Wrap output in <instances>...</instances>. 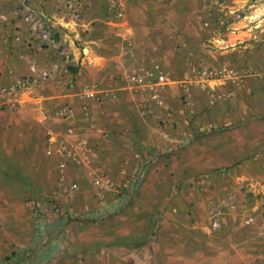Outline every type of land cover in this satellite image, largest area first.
Masks as SVG:
<instances>
[{
  "label": "crops",
  "instance_id": "obj_1",
  "mask_svg": "<svg viewBox=\"0 0 264 264\" xmlns=\"http://www.w3.org/2000/svg\"><path fill=\"white\" fill-rule=\"evenodd\" d=\"M92 48L74 86L32 84L0 111V264H264L260 190L226 205L214 228L209 208L224 194L201 189L230 167L227 185L264 182L262 86L248 78L222 98L181 72L154 91L129 81L143 74L135 64L125 83L111 79L96 63L110 52ZM20 57L0 37L1 83L29 74ZM102 176L123 186L117 198L94 184ZM95 213L102 220H84Z\"/></svg>",
  "mask_w": 264,
  "mask_h": 264
},
{
  "label": "rangeland",
  "instance_id": "obj_2",
  "mask_svg": "<svg viewBox=\"0 0 264 264\" xmlns=\"http://www.w3.org/2000/svg\"><path fill=\"white\" fill-rule=\"evenodd\" d=\"M0 37L10 50L18 49L19 56H27L20 59L28 61V67L31 62L49 70L58 67L57 73L44 82L59 79L64 83L66 79L69 88L78 81V72L92 47H103L110 54L96 63L104 74L113 73L111 79L115 81L125 83L131 74L128 69L135 64L134 68L148 80L164 75V86L175 85L173 75L182 72L193 84L208 83L209 91L223 89L222 98L234 95L248 78L264 92V0H0ZM17 37L21 42H16ZM121 63L128 71L118 72ZM203 70L215 75L213 80L203 82ZM224 70L234 71L235 77L220 79ZM91 91L98 94L99 100L90 99L101 104L105 96ZM232 168L214 170L212 184L201 185L202 190L217 189L224 194L210 205V219L211 212H215L220 221L226 205L242 203L240 195L254 198L251 196L260 190L257 197L264 196V182L227 185L224 174ZM203 175L201 181H206L209 173ZM187 188L183 184L173 187L179 191ZM102 216L95 213L86 221L102 220ZM257 216L260 218L255 215V219ZM186 219L190 217L177 218ZM186 236L188 239L190 235ZM176 238L170 232L173 243L166 241L173 253L180 244Z\"/></svg>",
  "mask_w": 264,
  "mask_h": 264
},
{
  "label": "built area",
  "instance_id": "obj_3",
  "mask_svg": "<svg viewBox=\"0 0 264 264\" xmlns=\"http://www.w3.org/2000/svg\"><path fill=\"white\" fill-rule=\"evenodd\" d=\"M44 38H48L47 35ZM16 42H21V38L17 37ZM21 58H27L25 55H21ZM58 67H53L51 70L38 65L36 62L29 63V75L18 76L14 79L13 84L7 86L0 82V111L5 108V106L11 102L13 98H15L19 93L26 90L29 86L35 83H39L41 81L49 80L53 74L57 73ZM219 75L220 79H233L235 77V73L232 70H224ZM213 75L209 70H203L201 72V80L203 82L213 80ZM41 80V81H39ZM129 81L135 86L148 87L153 89L154 91H159L162 87H164L166 82V77L162 74H159L155 80H148L147 77L141 74H134L129 76ZM85 96L91 98L93 100H99L98 94L94 93L91 90L85 92ZM66 117L72 116L71 107H67ZM68 134L72 133V129L69 128L67 130ZM94 184L100 188L105 193L113 192L115 197L119 195L122 190V186L116 184L111 177L102 176L94 180ZM76 188V186H73ZM212 225L214 228L219 226L217 214L215 212H211Z\"/></svg>",
  "mask_w": 264,
  "mask_h": 264
},
{
  "label": "trees",
  "instance_id": "obj_4",
  "mask_svg": "<svg viewBox=\"0 0 264 264\" xmlns=\"http://www.w3.org/2000/svg\"><path fill=\"white\" fill-rule=\"evenodd\" d=\"M68 219L71 221L72 220V216L68 213ZM78 219V218H77ZM80 219V218H79ZM97 219V218H96ZM84 220H90V219H86V218H84ZM24 252H25V254H28V250L26 249V250H24Z\"/></svg>",
  "mask_w": 264,
  "mask_h": 264
}]
</instances>
